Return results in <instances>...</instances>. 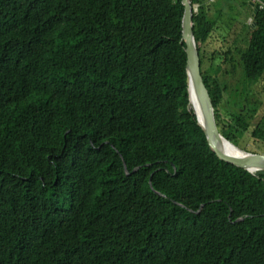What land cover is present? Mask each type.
I'll return each instance as SVG.
<instances>
[{"label": "trees", "instance_id": "obj_1", "mask_svg": "<svg viewBox=\"0 0 264 264\" xmlns=\"http://www.w3.org/2000/svg\"><path fill=\"white\" fill-rule=\"evenodd\" d=\"M192 5L218 129L264 154L247 98L264 10L239 52L247 99L228 111L230 86L206 70L222 6ZM183 14L182 0H0V264H264V172L210 149Z\"/></svg>", "mask_w": 264, "mask_h": 264}, {"label": "rangeland", "instance_id": "obj_2", "mask_svg": "<svg viewBox=\"0 0 264 264\" xmlns=\"http://www.w3.org/2000/svg\"><path fill=\"white\" fill-rule=\"evenodd\" d=\"M238 1L243 0H223L221 2V14L219 15V20L213 36L207 46V57H209V59L206 60V70H208L212 77H217L221 82L227 83L230 86L231 94L229 97L230 104L228 103V111H234L231 105V99L232 101L241 100L244 102V100L248 98L252 105H254V103L259 105L261 110L255 121L257 122L264 114V76L261 78L263 80L259 81L257 84L249 83V85L253 87L249 86L251 92L247 98L241 96L242 90L246 91V88L243 82L244 74L241 67L239 52L243 51L247 46L245 37L248 33V27L246 25L249 24H246V13L244 14L243 8H239ZM228 51H230L229 57L224 54ZM213 52L216 53V55L213 57L212 61H210V56ZM193 109L195 110L194 107ZM240 143L243 147H248L249 136H244L240 140Z\"/></svg>", "mask_w": 264, "mask_h": 264}, {"label": "water", "instance_id": "obj_3", "mask_svg": "<svg viewBox=\"0 0 264 264\" xmlns=\"http://www.w3.org/2000/svg\"><path fill=\"white\" fill-rule=\"evenodd\" d=\"M182 5L184 7V14L182 18V39L185 43L186 52L189 105L191 101V94H193L197 100L199 108V114L193 110L197 123L202 128L210 149L220 160L232 164L253 175L259 172H264V154L245 152L231 141L227 140L218 129L214 105L201 72L200 53L193 29L194 12L197 10L193 7L192 0H182ZM257 12L258 8L255 7L253 15L249 19V24L253 22V17ZM254 27L255 25L253 24L252 28ZM224 140H227L232 146L236 147V149L245 152L246 156L234 157L229 155L222 147V141Z\"/></svg>", "mask_w": 264, "mask_h": 264}, {"label": "bare ground", "instance_id": "obj_4", "mask_svg": "<svg viewBox=\"0 0 264 264\" xmlns=\"http://www.w3.org/2000/svg\"><path fill=\"white\" fill-rule=\"evenodd\" d=\"M191 102H192L191 104L195 108L196 112L199 114V108H198L197 100L193 94H191ZM226 141L225 140L222 141V147L229 155L234 156V157H245L246 156L245 152L236 149V147L232 146L231 143H229L227 141L229 143V146H228Z\"/></svg>", "mask_w": 264, "mask_h": 264}, {"label": "crops", "instance_id": "obj_5", "mask_svg": "<svg viewBox=\"0 0 264 264\" xmlns=\"http://www.w3.org/2000/svg\"><path fill=\"white\" fill-rule=\"evenodd\" d=\"M223 1V0H221ZM213 3L215 4H219V6H222L220 3V0H212ZM239 4V8H243L244 10V14L246 13V24H249V19L252 17L253 12H254V6L249 4L247 0H243V1H238ZM263 79H261L260 81H262Z\"/></svg>", "mask_w": 264, "mask_h": 264}, {"label": "built area", "instance_id": "obj_6", "mask_svg": "<svg viewBox=\"0 0 264 264\" xmlns=\"http://www.w3.org/2000/svg\"><path fill=\"white\" fill-rule=\"evenodd\" d=\"M248 3L253 5L254 8H258V11L259 10H264V2L263 0H248ZM197 10V8H196Z\"/></svg>", "mask_w": 264, "mask_h": 264}]
</instances>
